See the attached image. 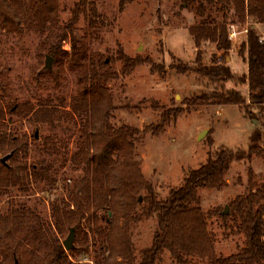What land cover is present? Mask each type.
I'll return each instance as SVG.
<instances>
[{
	"label": "trees",
	"instance_id": "obj_1",
	"mask_svg": "<svg viewBox=\"0 0 264 264\" xmlns=\"http://www.w3.org/2000/svg\"><path fill=\"white\" fill-rule=\"evenodd\" d=\"M130 2L120 0L119 11H124ZM185 2L188 6L197 2L202 13L206 12L205 2L217 6L222 17L219 20L209 14L188 27L198 50L195 65L179 62L173 68L182 74L194 72L212 83L234 80L236 75L224 56L206 65L199 50L205 42L214 43L219 51L229 49V28L237 19L243 25L248 24L247 39L240 54L244 56L248 51V73L241 81L248 84L249 93L245 97L239 90L224 89L195 96L187 100L185 106L165 110L161 116L163 123L153 126V133H158L172 118L176 121L184 111L202 104L247 106L264 121V38L256 28V24H264V0ZM60 11L61 0H0V38L26 32L45 35L43 48L56 66H66L78 74L77 90L68 107L63 101L61 108L47 104L34 108L29 100L6 103L0 94V199L8 197L10 211L7 216H0V228H10V234L14 231L26 234L27 244L34 248L31 252L38 257L34 264H82L78 257L89 254L91 245L97 243L96 239L91 240L90 233L99 229L96 225L100 219L98 213L107 210L102 217L107 226L94 256L96 264H158L165 252L171 254L173 264H198L197 259L206 260L205 264H264V174L257 184L252 181L246 194L230 203L231 214L222 216L227 220L235 215L246 237L242 250L227 257L216 254L215 236L209 230L212 213L201 208L199 195L200 188H223L234 162L252 161L255 156L264 160V130L259 127L252 132L247 150L223 147L210 153L205 163L186 171L181 185L171 188L167 198L159 199L136 159L137 141L143 131L128 124L116 127L111 122L112 112L117 107L109 83L119 77L118 71L111 67L112 61L92 50L86 39L76 37V28L83 15L91 28L105 24L103 15L95 1L79 0L72 9L71 18L61 26ZM68 38L71 51L63 48ZM123 58L124 74L141 63L158 69L150 59ZM0 89L6 90L1 71ZM7 115L24 117L38 125L66 120L79 126L78 148L70 160L74 168L83 169L84 174L74 185H64L69 198L53 201L52 221L47 225L35 210L25 203H17L13 193L14 189L29 193L33 182L42 185L43 192L58 189L57 156L65 142L58 145L57 140L49 138L47 145L51 150L45 148L47 157L29 165L24 159L30 153L29 138L8 132ZM8 154V162L3 163L1 155ZM142 191L147 192L143 202ZM143 203L147 214H155L158 223L152 245L142 251L141 260L136 263L131 226L138 221L137 212ZM31 217L37 219L34 226L28 224ZM72 228L76 230L79 247L74 245L67 251L55 232L64 233ZM21 243L18 241L3 251L5 261L23 264Z\"/></svg>",
	"mask_w": 264,
	"mask_h": 264
},
{
	"label": "rangeland",
	"instance_id": "obj_2",
	"mask_svg": "<svg viewBox=\"0 0 264 264\" xmlns=\"http://www.w3.org/2000/svg\"><path fill=\"white\" fill-rule=\"evenodd\" d=\"M93 1L103 15L105 24L91 28L83 15L76 28V37L86 39L90 48L105 56L109 62L112 61L111 67L118 71L119 77L109 83L117 107L112 112L111 122L116 127L128 124L143 131L137 141L136 159L140 161L144 177L152 184L159 199L167 198L171 188L181 185L186 171L205 163L210 153L223 147L247 150L252 132L259 127L264 130L263 117H257L247 106L202 104L184 111L176 121L172 118L158 133L152 131L153 126L163 123L161 116L165 110L185 106L184 103L195 96L224 89H236L248 96L249 86L241 81L248 72V51L244 56L240 54L247 33L231 39V47L224 52L218 51L214 43H203L199 52L204 64L211 65L214 60L224 56L236 75L234 80L212 83L199 74H182L173 67L179 62L195 65L198 50L188 27L199 23L209 14L221 20L222 12L217 6L212 7L205 2L206 12L202 13L197 2L188 6L185 0H131L120 12V0ZM77 2L79 0H61V26L71 18ZM235 21L240 31L248 25L239 23L237 19ZM256 26H259L257 30L264 37V24ZM44 38L45 35L35 32L0 38V71L6 86L5 91L0 89V94L6 103L29 100L34 108L40 104L61 108L63 101L68 107L77 90L78 74L66 66H56L53 59L49 72L46 63L50 55L43 48ZM71 46L70 38L63 42L65 50L71 51ZM124 56L150 59L158 69H153L149 63H141L124 74ZM6 121L10 134L18 137L27 135L29 138L30 153L24 157L29 165L47 157L45 148L51 150L47 145L49 138L57 140L58 145L61 141L65 142V147L57 156L60 172L58 189L43 192L42 185L37 186L33 182V189L29 193L18 189H14L13 193L17 203H25L35 210L43 224L47 225L52 221L53 201L69 198L64 185H74V181L84 174V170L74 168L70 160L78 148L79 126L66 120L38 125L27 118H10L9 115ZM204 132L206 134L199 138ZM263 174L264 160L255 156L252 161L234 162L223 188L199 189L201 208L212 213L209 230L215 236L218 256H230L245 246L246 237L239 219L232 215L224 220L222 216L231 214L230 203L237 196L246 194L252 181L257 184ZM146 194V191L140 194L142 202ZM226 206L229 212L225 214ZM106 211H99L100 219L96 221L99 229L90 233L91 240L96 239L97 243L91 245L89 254L78 257L82 264H96L94 256L107 226L106 220L102 219ZM146 211V204L143 203L137 212L138 221L131 226L136 263L140 262L142 251L152 245L157 229L156 215H149ZM9 213L8 197L4 196L0 199V216ZM36 222L37 219L31 217L28 224L34 226ZM55 234L63 244L70 230ZM25 237L23 231L10 234V228H0V264H14L4 260L3 251L6 252L10 245L18 241L22 242L19 248L23 264L35 263L37 254L31 252L34 248L27 244ZM74 245L79 247L77 234ZM173 260L171 254L165 252L158 264H173ZM197 263L205 264L207 261L197 259Z\"/></svg>",
	"mask_w": 264,
	"mask_h": 264
},
{
	"label": "water",
	"instance_id": "obj_3",
	"mask_svg": "<svg viewBox=\"0 0 264 264\" xmlns=\"http://www.w3.org/2000/svg\"><path fill=\"white\" fill-rule=\"evenodd\" d=\"M52 59H53V58L50 57V56L47 58L46 66H47L48 68L51 67ZM205 134H206V132H204L203 134H201L199 138L203 137ZM9 157H10V154H8V155H6L5 157H3V158H2V162H3V163H6V162H7V159H9ZM228 212H229V207L226 206L224 213L226 214V213H228ZM75 236H76V230H75L74 228H72V229L70 230V234H69V236L63 241V245H64V247H65V249H66L67 251H70V250H72V249L74 248V240H75Z\"/></svg>",
	"mask_w": 264,
	"mask_h": 264
},
{
	"label": "built area",
	"instance_id": "obj_4",
	"mask_svg": "<svg viewBox=\"0 0 264 264\" xmlns=\"http://www.w3.org/2000/svg\"><path fill=\"white\" fill-rule=\"evenodd\" d=\"M241 33H248V26L244 27L242 31L237 29V24H231L229 28V38L230 39H236L239 34ZM264 37H262L263 39Z\"/></svg>",
	"mask_w": 264,
	"mask_h": 264
},
{
	"label": "crops",
	"instance_id": "obj_5",
	"mask_svg": "<svg viewBox=\"0 0 264 264\" xmlns=\"http://www.w3.org/2000/svg\"><path fill=\"white\" fill-rule=\"evenodd\" d=\"M259 27V26H258ZM257 26H256V28H258ZM219 51V50H218ZM224 52V51H223ZM247 71H248V69H247ZM248 73V72H247Z\"/></svg>",
	"mask_w": 264,
	"mask_h": 264
}]
</instances>
